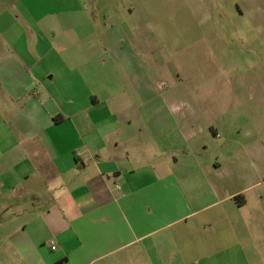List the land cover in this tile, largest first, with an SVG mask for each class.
Instances as JSON below:
<instances>
[{"label": "crops", "instance_id": "1", "mask_svg": "<svg viewBox=\"0 0 264 264\" xmlns=\"http://www.w3.org/2000/svg\"><path fill=\"white\" fill-rule=\"evenodd\" d=\"M14 9L0 8V264H264V209L224 197V160L201 168L194 125L165 148L163 123L118 122L100 100L83 10Z\"/></svg>", "mask_w": 264, "mask_h": 264}, {"label": "rangeland", "instance_id": "2", "mask_svg": "<svg viewBox=\"0 0 264 264\" xmlns=\"http://www.w3.org/2000/svg\"><path fill=\"white\" fill-rule=\"evenodd\" d=\"M28 5L36 17L83 10L86 57L98 49L88 23L101 45L94 87L117 121L163 123L165 148L193 124L187 139L201 168L224 160V197L247 200L241 215L263 211L264 0H1L0 8L16 17ZM151 133L144 139L155 147Z\"/></svg>", "mask_w": 264, "mask_h": 264}, {"label": "trees", "instance_id": "3", "mask_svg": "<svg viewBox=\"0 0 264 264\" xmlns=\"http://www.w3.org/2000/svg\"><path fill=\"white\" fill-rule=\"evenodd\" d=\"M63 262H65V261H61V262H59V263H56V264H63Z\"/></svg>", "mask_w": 264, "mask_h": 264}, {"label": "built area", "instance_id": "4", "mask_svg": "<svg viewBox=\"0 0 264 264\" xmlns=\"http://www.w3.org/2000/svg\"><path fill=\"white\" fill-rule=\"evenodd\" d=\"M55 247H53V249H54Z\"/></svg>", "mask_w": 264, "mask_h": 264}]
</instances>
